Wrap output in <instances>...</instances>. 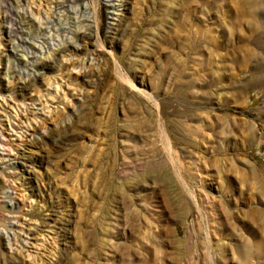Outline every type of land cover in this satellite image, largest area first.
Wrapping results in <instances>:
<instances>
[{
  "label": "rangeland",
  "instance_id": "rangeland-1",
  "mask_svg": "<svg viewBox=\"0 0 264 264\" xmlns=\"http://www.w3.org/2000/svg\"><path fill=\"white\" fill-rule=\"evenodd\" d=\"M0 121V264H264V0H0Z\"/></svg>",
  "mask_w": 264,
  "mask_h": 264
},
{
  "label": "bare ground",
  "instance_id": "bare-ground-1",
  "mask_svg": "<svg viewBox=\"0 0 264 264\" xmlns=\"http://www.w3.org/2000/svg\"><path fill=\"white\" fill-rule=\"evenodd\" d=\"M254 11V10H253ZM253 11H251V13L253 12ZM254 13H252V15H253ZM251 15V14H250ZM251 17V16H250ZM252 18V17H251ZM250 18V19H251ZM237 22V21H236ZM87 59V58H86ZM93 60V59H92ZM68 63H69V65H72V67H71V71H73V69H75V68H77L75 65L76 64H73L72 63V59L71 58H68ZM84 61V60H83ZM88 61H90V59L88 60ZM92 62V61H91ZM86 63V62H85ZM85 63H83V64H85ZM83 67V66H82ZM77 71H81V69H77ZM61 91H62V87H61V85L58 83V82H55V85H52V87L51 88H48L47 89V94H49V96H51L52 98H56V97H58V96H60V94H61ZM6 97V96H5ZM4 101V100H3ZM6 101H7V99H6ZM5 101V102H6ZM34 102V101H33ZM16 103V102H15ZM15 103H13V105L15 104ZM23 105H24V103H22ZM47 104V103H46ZM25 105H26V103H25ZM25 105H24V107H25ZM44 105V104H43ZM11 106H12V104H11ZM14 106H16V105H14ZM20 106V105H19ZM19 106H18V108H17V106L15 107L16 108V110H14V113H15V115L16 116H19V118H20V120H21V113H24L25 112V109H20L19 108ZM13 107V106H12ZM44 107H46V105L44 106ZM27 109V108H26ZM13 113V114H14ZM25 114V113H24ZM12 116V115H11ZM10 116V117H11ZM24 117V116H23ZM15 118V117H14ZM18 118V119H19ZM22 120H23V118H22ZM19 121V120H18ZM1 122V121H0ZM243 122V121H242ZM16 123V122H15ZM12 124V123H11ZM18 124H20L19 122H18ZM234 124V123H233ZM245 124V123H244ZM241 125H243L242 123H241ZM249 125V124H248ZM247 125V127L249 128L250 127V125L248 126ZM244 127V126H243ZM16 128V127H15ZM15 128H14V130H15ZM238 129H239V127H238ZM245 129V128H244ZM13 130V131H14ZM240 130V129H239ZM248 132V131H247ZM255 132V131H254ZM233 136V135H232Z\"/></svg>",
  "mask_w": 264,
  "mask_h": 264
}]
</instances>
